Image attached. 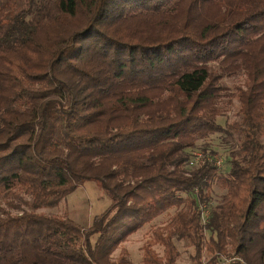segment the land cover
Segmentation results:
<instances>
[{
  "label": "trees",
  "instance_id": "16d2710c",
  "mask_svg": "<svg viewBox=\"0 0 264 264\" xmlns=\"http://www.w3.org/2000/svg\"><path fill=\"white\" fill-rule=\"evenodd\" d=\"M217 133L226 168L206 145L192 163ZM86 181L110 201L87 226L36 212ZM170 209L143 264H174V240L264 264V0H0V264H131L112 252Z\"/></svg>",
  "mask_w": 264,
  "mask_h": 264
},
{
  "label": "rangeland",
  "instance_id": "374dc122",
  "mask_svg": "<svg viewBox=\"0 0 264 264\" xmlns=\"http://www.w3.org/2000/svg\"><path fill=\"white\" fill-rule=\"evenodd\" d=\"M242 80L243 76L239 72H233L222 77V83L224 85L222 93L224 112L221 116L217 117V120L221 124H223L224 121H231L235 118L234 112L236 110V100L233 96V92L235 90V86L240 85ZM221 137L222 135L217 133L208 136L204 141H198L195 148L190 150V154L192 157L194 154L202 156L203 154L198 147L204 145L208 148L215 149L216 153L214 155H219V157H221L222 164L220 169L224 170L226 168L225 156L228 145L226 146L221 142ZM224 191L225 190L220 183H214L212 185L211 197L209 199L210 201H207L205 205L199 207V209L201 208L203 211L201 214L202 222L203 219H205L204 216L209 210V207L221 200ZM109 202L110 201L107 195L102 193L96 184L92 181H86L78 186L73 192L61 199L56 206L52 208H38L36 212L41 214L65 216L81 226H87L90 223L92 216L103 211L108 206ZM12 212H14V210H12ZM172 212L173 209L168 210L127 236L126 239L122 241L112 252L111 257H117L121 252H125L131 264H143L141 261L140 246L146 239L149 238L152 228L163 225ZM205 234L207 236V232ZM174 244L179 252V257L174 264H192V248L185 247L182 241L174 240ZM155 251L158 254H161L160 247H155ZM222 260L226 263L230 261H238L241 264L244 263L237 256H226L223 257Z\"/></svg>",
  "mask_w": 264,
  "mask_h": 264
},
{
  "label": "built area",
  "instance_id": "2783aa9c",
  "mask_svg": "<svg viewBox=\"0 0 264 264\" xmlns=\"http://www.w3.org/2000/svg\"><path fill=\"white\" fill-rule=\"evenodd\" d=\"M200 159H201V155H199V154H194L193 157H192V159H191V162H192V163H193V162H197V161L200 160ZM207 160L210 161V162H213L214 166H215L216 168H219V169H220L221 164H222V159H221V157H219L218 155L209 156V157H207ZM201 212L203 213L202 210H201ZM206 214H207V212H206ZM206 214H205L204 218L206 217ZM242 263H243V262H242ZM243 264H244V263H243Z\"/></svg>",
  "mask_w": 264,
  "mask_h": 264
}]
</instances>
